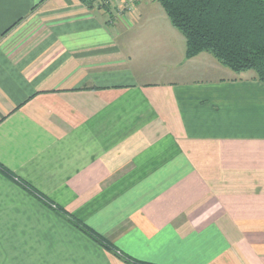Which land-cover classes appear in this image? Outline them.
<instances>
[{
	"label": "crops",
	"instance_id": "obj_1",
	"mask_svg": "<svg viewBox=\"0 0 264 264\" xmlns=\"http://www.w3.org/2000/svg\"><path fill=\"white\" fill-rule=\"evenodd\" d=\"M121 1L0 0V264H264V84Z\"/></svg>",
	"mask_w": 264,
	"mask_h": 264
},
{
	"label": "trees",
	"instance_id": "obj_2",
	"mask_svg": "<svg viewBox=\"0 0 264 264\" xmlns=\"http://www.w3.org/2000/svg\"><path fill=\"white\" fill-rule=\"evenodd\" d=\"M160 4L172 26L186 39V58L209 53L234 73L253 71L264 84V0H153ZM93 9L98 3L109 12L110 0H81ZM104 249L117 253L102 235L72 221ZM121 255V254H120ZM126 264H148L126 254Z\"/></svg>",
	"mask_w": 264,
	"mask_h": 264
},
{
	"label": "rangeland",
	"instance_id": "obj_3",
	"mask_svg": "<svg viewBox=\"0 0 264 264\" xmlns=\"http://www.w3.org/2000/svg\"><path fill=\"white\" fill-rule=\"evenodd\" d=\"M145 2L146 1H148V0H144ZM128 2H132L133 3V0L131 1H128ZM127 2V3H128ZM155 2V1H154ZM120 6H125L126 4L123 2V1H121V0H118V2H117ZM154 6V8H156V10L158 11H156V12H154V13H150L149 14V16H144V15H142V19H141V25L142 24H145V23H150L149 22V18L151 19V18H153L154 17V14L156 13L157 14V16L156 17H158V18H160V19H162V20H165V22H168V24L169 25H166V29L168 30V26L170 27L171 26V28H172V24H171V22H170V20H169V18H168V16L166 15V13H165V11H164V9L162 8V6L160 5V4H158L157 2L153 5ZM138 26L137 27V29H140L141 27H144V26ZM142 55L143 54H141V57H142ZM176 56L178 57V54H176Z\"/></svg>",
	"mask_w": 264,
	"mask_h": 264
}]
</instances>
